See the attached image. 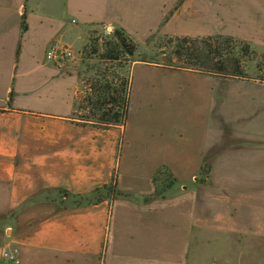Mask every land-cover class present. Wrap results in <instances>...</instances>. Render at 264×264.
Masks as SVG:
<instances>
[{
    "label": "crops",
    "instance_id": "0c3cea01",
    "mask_svg": "<svg viewBox=\"0 0 264 264\" xmlns=\"http://www.w3.org/2000/svg\"><path fill=\"white\" fill-rule=\"evenodd\" d=\"M120 11L144 29L168 18V32L264 44V0H0V187L4 208L17 211L10 236L19 264H264L256 185L263 149L245 151L251 159L243 170L225 169L260 179L249 193L220 204L195 180L215 145L217 113L226 108L233 118L228 104L244 97L251 114H264V89L255 83L225 95L213 76L138 63L124 127L73 118L78 73L48 62L46 51L54 42L71 46L87 24ZM122 136L118 187L130 196L76 204V195L110 184ZM162 165L178 181L156 196Z\"/></svg>",
    "mask_w": 264,
    "mask_h": 264
},
{
    "label": "rangeland",
    "instance_id": "374dc122",
    "mask_svg": "<svg viewBox=\"0 0 264 264\" xmlns=\"http://www.w3.org/2000/svg\"><path fill=\"white\" fill-rule=\"evenodd\" d=\"M119 13L120 16L118 17H112L104 21L98 20L97 22L87 24L85 27V36L79 38L77 41H72L73 46L71 45V47L75 51V57L64 61L63 64L67 66L70 65L78 73L79 90L76 98V100L78 99L77 101H79L78 106H83V97L88 88L87 84H89L92 77H95L98 73L104 72L105 69L119 75L118 84L126 80L127 77L130 78V75L131 78L133 77L132 70L134 73V66L138 63L160 64L169 69H176L173 68L176 66L171 65L180 64L172 55V48L167 44L170 37L193 36L190 34H177L172 31L168 32L164 26L168 18L164 19L159 27L151 25L144 29V27L138 24L130 25V11H120ZM117 31H120L128 38L127 40L129 43L130 38L135 42L137 47L135 55L130 58L128 53L126 54L124 51H121L119 60L106 62L102 59L103 54L107 51L104 45L107 41H111L114 33ZM257 44L258 45L253 43L257 56L247 64V78H226L224 76L210 75L216 80L217 91L222 89L223 92L226 91L225 95H229L230 91L248 93L250 90H253L250 89V87L255 83L257 84V89H264V44ZM170 57L173 61H169ZM163 63H169L170 67ZM234 99L238 101V99ZM241 99L240 103L228 104V108L234 110L232 115L233 118L229 117L226 108L221 109L217 113L219 120L213 134L215 145L210 146L212 150L209 151L200 169V173L195 179L200 187L210 188L211 191L209 190V192L214 202L216 201V203L220 204L223 203V201H225V203L228 202V199L230 197L232 198L233 192L242 195L249 193L251 191L250 186L255 184V180H260L243 175L231 176L228 173V170H243L246 164H249L251 156L246 155L245 151L251 149V147L262 148L264 153V114L263 112L256 114L253 112L255 115L251 114L250 109L252 106H250L246 98L242 97ZM131 107L132 100L129 115L131 114ZM262 109H264V107ZM87 112L88 110L78 107V115H86ZM235 118H237L236 121ZM123 141L122 136L119 139L117 149V166L113 173V177L115 176L117 180L115 191L109 192L104 190L98 194L99 197L108 194L110 196L108 199H110L111 202L116 197L130 196V194L128 195L121 192L118 187ZM169 169L171 168L169 167ZM225 169L228 170L225 171ZM256 185L262 187V204L264 207V177L261 179V183L257 182ZM6 191L7 188L0 187V264H12L4 259L3 253L6 247L13 246L11 242L12 236L10 235H13L15 232L17 217V211L4 208L3 202L7 197ZM47 194L51 197L49 193ZM91 198H95V194H93ZM77 199L78 198L74 197V201ZM232 199L230 200L233 201ZM207 201L209 200L203 199V202L206 203ZM247 203L249 202L247 201ZM251 264H253V261Z\"/></svg>",
    "mask_w": 264,
    "mask_h": 264
},
{
    "label": "trees",
    "instance_id": "16d2710c",
    "mask_svg": "<svg viewBox=\"0 0 264 264\" xmlns=\"http://www.w3.org/2000/svg\"><path fill=\"white\" fill-rule=\"evenodd\" d=\"M27 24L23 22V30ZM120 31L114 33L111 41L105 43L107 50L102 59L106 62L119 60L121 51L128 53L130 58L135 55L136 44L130 38V43ZM168 46L172 48V55L180 65L173 68L187 69L200 72L206 75L224 76L226 78H247V64L257 56L251 42L231 36L215 34L211 36H184L170 37ZM131 60V59H130ZM171 57L169 61H171ZM173 61V60H172ZM169 66V63H163ZM170 67V66H169ZM119 75L111 73L108 69L92 77L83 97V106L79 101L75 102V113L73 118L80 125H93L97 128H110L113 126L125 125L128 119L131 106L132 78H126L118 84ZM78 107L88 110L86 115H78ZM78 116V117H77ZM168 166L163 165L154 176L156 185V196L163 195L168 189L177 183ZM117 185L116 177L110 184L104 185L95 190V198L88 195H76L75 203H99L110 196L99 197L102 191H115Z\"/></svg>",
    "mask_w": 264,
    "mask_h": 264
},
{
    "label": "built area",
    "instance_id": "2783aa9c",
    "mask_svg": "<svg viewBox=\"0 0 264 264\" xmlns=\"http://www.w3.org/2000/svg\"><path fill=\"white\" fill-rule=\"evenodd\" d=\"M75 57V51L69 45L58 42L52 43L46 51V60L57 65ZM4 259L12 264L20 263V251L18 247H6L3 253Z\"/></svg>",
    "mask_w": 264,
    "mask_h": 264
}]
</instances>
